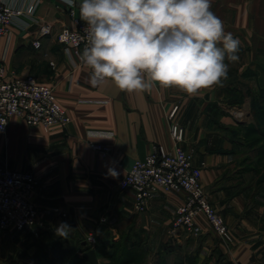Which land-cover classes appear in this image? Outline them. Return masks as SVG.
<instances>
[{
	"label": "crops",
	"instance_id": "obj_1",
	"mask_svg": "<svg viewBox=\"0 0 264 264\" xmlns=\"http://www.w3.org/2000/svg\"><path fill=\"white\" fill-rule=\"evenodd\" d=\"M4 1L22 10L35 5V11L0 39V62L10 77L34 75L51 85L72 121L46 131L15 117L7 134L0 135V166L33 173L39 180L33 200L42 223L5 230L0 251L12 255V247L36 243L45 254L56 249L54 241L71 247L87 243L94 249L100 243L109 251L127 233L151 259L163 254L164 264H264V210L249 212L251 187L244 185L246 172L236 161L239 126L252 125L264 107V0H211L225 30L240 40L239 59L229 62L220 85L197 95L159 85L129 93L111 80L93 87L90 69L58 41L64 28L74 27L72 12L85 23L79 15L82 0ZM46 27L51 33L42 35ZM175 126L184 129L181 146L193 152L202 184L231 229L232 242L220 237L203 214L197 218L199 235L174 228L185 192L160 189L147 211L139 212L134 191L120 186L136 160L156 147L175 149ZM91 143L108 145L111 152L96 151Z\"/></svg>",
	"mask_w": 264,
	"mask_h": 264
},
{
	"label": "clouds",
	"instance_id": "obj_2",
	"mask_svg": "<svg viewBox=\"0 0 264 264\" xmlns=\"http://www.w3.org/2000/svg\"><path fill=\"white\" fill-rule=\"evenodd\" d=\"M79 15L88 42L80 61L93 87L111 80L129 93L159 85L197 95L239 59L240 40L211 0H82Z\"/></svg>",
	"mask_w": 264,
	"mask_h": 264
},
{
	"label": "built area",
	"instance_id": "obj_3",
	"mask_svg": "<svg viewBox=\"0 0 264 264\" xmlns=\"http://www.w3.org/2000/svg\"><path fill=\"white\" fill-rule=\"evenodd\" d=\"M34 11L35 5L22 10L0 0V39L10 33L12 25L23 15H32ZM72 17L74 27L64 28L59 41L66 50H73L81 56L88 43L86 24L76 18L74 12ZM41 33H51V27L43 28ZM34 46L39 48L41 42L36 40ZM15 117L46 131L66 127L72 121L51 85L34 75L10 77L7 67L0 62V135L7 134ZM172 133L177 144L175 149L168 151L163 146L156 147L146 158L136 160L121 179V188L134 191L136 209L139 212L147 211L153 194L160 189L168 192L183 191L186 193V201L176 211L174 228H184L189 233L199 235L202 228L197 218L203 214L220 237L232 242L231 229L205 193L200 171L194 165L193 152L181 146L185 139L184 129L175 126ZM90 145L92 149L104 154L111 152L108 145ZM38 185L39 180L33 173L0 166V234L10 228L23 231L42 225L33 200Z\"/></svg>",
	"mask_w": 264,
	"mask_h": 264
},
{
	"label": "rangeland",
	"instance_id": "obj_4",
	"mask_svg": "<svg viewBox=\"0 0 264 264\" xmlns=\"http://www.w3.org/2000/svg\"><path fill=\"white\" fill-rule=\"evenodd\" d=\"M259 117L260 115L257 114L253 124L243 128L241 131L243 138L246 141L248 139L254 141V144L249 145L247 148H237L239 155L236 157L237 168H239L241 172H246L245 178L243 179L241 177L244 181V185H249L251 187L249 196L252 199V204L250 206L252 210H249V212L251 211L252 213H261L264 210V154L259 152V149L264 148V125H259ZM256 139L259 140L256 141ZM253 166L257 167V169H252ZM249 172L251 173L250 175H248ZM205 193L210 200L206 189ZM216 211L218 212L217 209ZM127 235V233H123L119 237L116 242V252H114L116 254L112 258H109L112 250L99 249L101 264H128L126 263L127 261H130L129 264L165 263L163 254L155 255V257L151 259L146 250L137 247L134 249L126 247L127 240L130 241ZM55 243H57L56 249L45 254L40 250L41 248L39 246L41 245L39 244L33 243L27 246L18 244L19 246L17 248L13 249L12 247V255L8 252L0 251V264H83L79 261L82 255L77 253V251H79L80 248H86L87 243H80L77 247H71L70 243L67 241H54V244ZM125 249L126 251H124ZM152 260L154 262H151Z\"/></svg>",
	"mask_w": 264,
	"mask_h": 264
},
{
	"label": "trees",
	"instance_id": "obj_5",
	"mask_svg": "<svg viewBox=\"0 0 264 264\" xmlns=\"http://www.w3.org/2000/svg\"><path fill=\"white\" fill-rule=\"evenodd\" d=\"M257 113H256V115L258 114V115H260V117H259V125H264V107H260L259 108V110H257L256 111ZM243 129V127L242 126H239V130L237 131V136L239 137V140L237 141V146H239V147H243V148H247L249 145H253L254 144V141H251L250 139H248L247 141L243 138V135L241 134V131H242V129ZM264 133V132H263ZM257 140H259V139H256V141ZM259 152L260 153H262V154H264V148H262V149H259ZM252 169H254V170H256L257 169V167H252ZM116 245H117V243H115V244H113L112 245V248H111V252H110V256H109V258H112L116 253H114V252H116ZM126 247H129V249H134L135 248V245L133 244V243H131L129 240H127V242H126ZM100 248H103L104 250L106 249L105 247H102L101 245H100V243H98V245H97V247H95V249L94 248H85V251L87 252V251H89V250H91V249H94L95 251H96V253H97V256H98V258H100V254H99V249ZM124 251H126V249L124 250ZM85 252V253H86ZM79 261L81 262V263H83V264H91L89 261H87L85 258H84V255L82 256V258H80L79 259ZM126 263H130V261H127Z\"/></svg>",
	"mask_w": 264,
	"mask_h": 264
},
{
	"label": "water",
	"instance_id": "obj_6",
	"mask_svg": "<svg viewBox=\"0 0 264 264\" xmlns=\"http://www.w3.org/2000/svg\"><path fill=\"white\" fill-rule=\"evenodd\" d=\"M84 258L89 261L91 264H100L97 253L94 249H91L84 253Z\"/></svg>",
	"mask_w": 264,
	"mask_h": 264
}]
</instances>
